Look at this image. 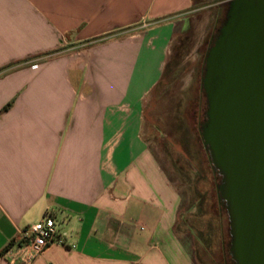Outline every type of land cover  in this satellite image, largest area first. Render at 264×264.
Returning a JSON list of instances; mask_svg holds the SVG:
<instances>
[{
  "label": "crops",
  "instance_id": "obj_1",
  "mask_svg": "<svg viewBox=\"0 0 264 264\" xmlns=\"http://www.w3.org/2000/svg\"><path fill=\"white\" fill-rule=\"evenodd\" d=\"M191 0H0V264L18 231L67 233L31 264H195L181 196L142 129Z\"/></svg>",
  "mask_w": 264,
  "mask_h": 264
},
{
  "label": "water",
  "instance_id": "obj_2",
  "mask_svg": "<svg viewBox=\"0 0 264 264\" xmlns=\"http://www.w3.org/2000/svg\"><path fill=\"white\" fill-rule=\"evenodd\" d=\"M203 62L202 145L220 177L235 264H264V0H229Z\"/></svg>",
  "mask_w": 264,
  "mask_h": 264
},
{
  "label": "rangeland",
  "instance_id": "obj_3",
  "mask_svg": "<svg viewBox=\"0 0 264 264\" xmlns=\"http://www.w3.org/2000/svg\"><path fill=\"white\" fill-rule=\"evenodd\" d=\"M225 1L227 0H191V8L178 24L173 41V45H179V49L173 52L171 48L160 83L147 99L142 129L144 138L181 196L182 212H185L188 225L206 235L208 243L198 244L183 233L182 227L177 232V236L189 244L191 251L196 250L195 257L201 264H223V246L227 242V233L229 234L227 212L219 203L217 190L216 194L212 190L203 153L202 162L197 159V152L201 154L202 143L194 147L193 135L189 131L195 119L192 118L193 114H197L196 98L199 91L206 103L201 90L203 62L210 47L209 41L211 38L214 40L213 35L218 33L221 18L226 11L222 6ZM198 53L200 61L197 64ZM193 71L195 83L190 90L183 91L181 81L184 77L191 76ZM178 127L187 133H181ZM182 141L186 142L189 154L181 146ZM184 153L189 156L186 157ZM199 167L201 172L206 171L205 180L196 181L191 174L195 169L199 170ZM197 193L204 196L202 210L206 214L200 217L193 214V209L187 211Z\"/></svg>",
  "mask_w": 264,
  "mask_h": 264
},
{
  "label": "trees",
  "instance_id": "obj_4",
  "mask_svg": "<svg viewBox=\"0 0 264 264\" xmlns=\"http://www.w3.org/2000/svg\"><path fill=\"white\" fill-rule=\"evenodd\" d=\"M178 49H179V45H177V47H176V45H172L173 52L174 51H178ZM196 99H197L196 100L197 101V109H196L197 110L196 111L197 114H193L192 118H195L194 121H193L194 123H193L192 127L189 128L190 133L193 135L192 139L194 140L193 141L194 147H196L197 145L199 146L202 143L199 131H200V124H202L205 121V110H206V103H205V101H204V99L202 97L201 91L198 92V95H197ZM196 101L194 102L195 105H196ZM179 130L182 131L178 127V131ZM181 133L186 134L187 132L182 131ZM185 145H186V142L182 141V145L181 146L184 147L185 150H187V154H189L190 152H188L189 151L188 146L185 147ZM189 145H190V143H189ZM201 146H202V144L200 145L201 154L199 155V152H197V154H198V158L197 159L200 162H202L201 155L203 153L202 156L205 157V164H206V166H207V168L209 170L208 174L207 173L206 174L210 177L212 190L216 194V190H217L216 188H217V185L220 182V177L217 175V173L214 172L212 165L209 163L208 155H207L205 149L203 147H201ZM189 148H190V146H189ZM187 154L184 153V155L186 157L189 156ZM200 172H201L200 167H199V170L196 171V169H195L194 172H191V174H193L194 179L196 181L198 179H204L205 180L204 175H205L206 171H202L201 172L202 175L200 174ZM203 202H204V196L199 194V193H197L196 197L193 199L192 205H190V207L187 208V211H189L190 209H193L194 210L193 214H195V216H198V217L203 216L204 214H206L202 210ZM181 227L183 229V233L186 234L187 237L195 240L198 244H200V243H202V244L208 243V241L206 239V235H205V233L203 231L194 229V228H192L191 226L188 225L187 217L185 216V212H182V201H181V205H180V208H179V215H178L177 223L175 224V227H174V230H175L176 234L179 231V228H181ZM229 238H230V235L227 233V242L223 246V255H222L223 264H234V262L231 260V257H230V254H229V250H228L229 243H230L229 242ZM179 240H180L181 244L183 245V247H185V249L187 251H189V253L192 255L195 264H201V262L198 260V258L195 257L196 250L191 251V248L189 249V246H188L189 244L187 242H186L187 243L186 244L185 241L181 240L180 238H179ZM187 240H188V238H187ZM6 249H7V247L5 248L4 252L6 251ZM204 251L206 252V250H204Z\"/></svg>",
  "mask_w": 264,
  "mask_h": 264
},
{
  "label": "built area",
  "instance_id": "obj_5",
  "mask_svg": "<svg viewBox=\"0 0 264 264\" xmlns=\"http://www.w3.org/2000/svg\"><path fill=\"white\" fill-rule=\"evenodd\" d=\"M67 233L51 216L18 231L11 240L5 253L11 261L20 264H31L39 255L52 245L65 246Z\"/></svg>",
  "mask_w": 264,
  "mask_h": 264
},
{
  "label": "clouds",
  "instance_id": "obj_6",
  "mask_svg": "<svg viewBox=\"0 0 264 264\" xmlns=\"http://www.w3.org/2000/svg\"><path fill=\"white\" fill-rule=\"evenodd\" d=\"M199 55V59L197 61V64L200 61V54ZM189 67H193L192 65H189ZM195 83V72L193 71L191 76H186L184 77V79L181 81L180 87L183 91H188L192 88L193 84Z\"/></svg>",
  "mask_w": 264,
  "mask_h": 264
},
{
  "label": "flooded vegetation",
  "instance_id": "obj_7",
  "mask_svg": "<svg viewBox=\"0 0 264 264\" xmlns=\"http://www.w3.org/2000/svg\"><path fill=\"white\" fill-rule=\"evenodd\" d=\"M229 0H227V1H225V2H223V7H225V9H226V11H225V13H224V16L221 18V22H220V25H219V28H218V33H219V31L221 30V28L223 27V25L225 24V22H226V13H227V10H228V8H227V2H228ZM217 33V34H218ZM216 34V35H217ZM216 35H213V36H215L216 37ZM215 37H214V39H215ZM213 39L211 38L210 39V41H209V46L211 47L212 46V43H213ZM210 47H208V50H209V48ZM207 53V52H206ZM232 260V259H231ZM233 261V260H232ZM234 262V261H233ZM234 264H235V262H234Z\"/></svg>",
  "mask_w": 264,
  "mask_h": 264
}]
</instances>
